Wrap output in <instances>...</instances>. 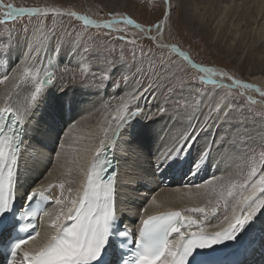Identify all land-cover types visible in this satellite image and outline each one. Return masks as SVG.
I'll list each match as a JSON object with an SVG mask.
<instances>
[{"label":"snow or ice","instance_id":"6c2138e0","mask_svg":"<svg viewBox=\"0 0 264 264\" xmlns=\"http://www.w3.org/2000/svg\"><path fill=\"white\" fill-rule=\"evenodd\" d=\"M165 4L162 18L146 27L122 12L110 11L109 19L95 20L57 7H16L0 0V25L9 21L15 25L19 17L23 31V43L21 30L15 26L7 29V36H0V56L23 57L11 77L0 76V84L11 79L14 87L24 83L33 88L20 110L14 111L9 103L11 92L0 104V246L5 250L0 255L4 264H264V125L259 129L255 125L256 112L264 113V109L253 107L264 101L245 96L246 90H255L264 97V90L224 68L196 63L188 51L176 45L170 46L171 51L198 74L188 75L180 63L166 56L164 26L171 21L175 6L171 0ZM25 15H67L82 21L83 28L75 31L74 39L72 32H65L60 37L63 42L54 43L55 29H38L30 37L22 22ZM116 24L138 29L143 34L140 38L152 41V47L145 51L137 39L119 35L125 28H114ZM89 27L108 31L91 35ZM65 36L69 38L65 40ZM101 37L132 45L131 63L122 51L119 57L105 60V67L98 75L92 74L91 80L89 65L58 88L55 70L65 62L64 57L68 60L63 73L74 62L78 66L85 59L98 58V51L84 45ZM74 86L108 97L98 107L92 103L91 111L88 107L83 110L99 115L98 131L75 137L72 133L77 124L72 120L57 141H63L58 143L57 157L65 154L69 140L87 141L74 161L84 176L83 183L74 195L71 188L65 195L63 181H48L31 186L18 198L24 153L35 133L51 132L48 121L54 120L58 110L54 105L50 112L44 111L49 90L63 92ZM109 89L118 95H110ZM137 120L165 122L162 146L153 157V175L178 165L192 149L195 156L187 175L195 176L208 165L216 172L202 183L182 185L186 189L182 198L196 206L141 215L133 240L132 230L123 226L119 189L122 177L127 176L125 146L136 140L133 122ZM67 171L71 173V169ZM53 188L61 190L54 200L49 195ZM49 203L58 212L49 222L51 231L42 237L36 221ZM150 203L161 206L155 196ZM221 209L225 214L219 223L208 225L206 221ZM209 227L218 230L209 231ZM17 233L20 235L14 236ZM216 245L228 248V254L212 257L197 251L215 252ZM257 255L259 262L254 260Z\"/></svg>","mask_w":264,"mask_h":264},{"label":"bare ground","instance_id":"6f19581e","mask_svg":"<svg viewBox=\"0 0 264 264\" xmlns=\"http://www.w3.org/2000/svg\"><path fill=\"white\" fill-rule=\"evenodd\" d=\"M220 2H222V4H220L221 8L219 12L210 17L209 27L212 30V39L219 41L225 40V27H227L225 23L234 14L239 12L246 23L242 26L243 28H239L241 24H235L236 27L233 30V40L231 42V44L235 43V46L231 54H234L237 50L239 52L238 58L243 56L244 59H255V64L258 66L254 67L251 71L249 79L251 83L264 87V50L262 49L264 48V0H220ZM165 7V0H163L162 10H164ZM4 11H6V9H4ZM223 27L224 30L218 33ZM90 28L92 27H89L87 32L91 30ZM132 28L139 31L134 27ZM163 43L165 44V42ZM165 47L169 48V46L166 45ZM171 53L177 55L172 51ZM13 58H15V56H12V59L8 62L9 66H7L9 67L8 70L10 69L7 75L10 77L13 69L16 68L18 64L23 63V57L15 61H13ZM180 59L182 60V58ZM67 60L68 57L65 56V62L63 63V61H61L60 68L55 70L59 78L57 83L58 88L63 87L64 83L68 80V78L66 80L64 73L61 71L66 66ZM0 61L3 62L2 60ZM44 62L46 63V60ZM82 62L78 66L74 62V64L69 67L70 77L73 76L74 73L77 76L80 74L83 70L82 66H85ZM182 62L185 63L183 60ZM37 63H40V61H37ZM32 90L33 88L30 84L21 83L19 86L14 87L10 79L5 84H0V104H3L4 96L8 92H11L12 97L9 103L12 105L14 111L20 110L26 106ZM72 93L68 94L65 92L62 94V92L56 89L49 90L44 111L45 113L50 112L54 105L58 106V110L55 112L54 120L48 121L51 126V132L47 134L43 132L35 133L30 140L27 152L24 153V157L21 161L20 187L17 193L18 198L26 194L31 186H37L38 184L47 183L48 181L55 184H59L63 181L65 184L63 190L65 195L68 194V188L73 190L74 195L76 190L81 187L84 176L75 168L74 161L79 148L87 141L73 142L69 140L65 146V154L60 157H57L56 152L60 150L58 143L63 141L58 143L57 141L63 129H67V124L72 120H75L77 124L76 130L72 133L75 137L87 136L90 132L98 131L96 125L99 120V115L95 113L89 115L88 112H83V110L88 107L89 111H91L92 103H96L98 107L99 103H102V100L108 99V97L100 95V98H103L100 101V99L95 98L93 93L87 92V94L84 95L87 99L81 102L78 101L80 95L75 94L76 91L74 94ZM111 95L117 94L112 93ZM155 123L157 122L144 120L134 121L133 128L138 135L135 142L125 146L127 151V168L125 169L127 176L122 177V185L119 189L121 200L120 208L124 214L123 225L132 227L133 229H139L141 215L146 217L169 208L183 209L185 207L196 206V202L187 198H182V193L186 191L182 185L185 182L202 183L216 172L213 166L208 165L207 167L198 169L195 176L187 175L192 159L195 156V153L193 152L192 155V150H190L189 154L178 165H174L171 169L162 170L158 175H153V157L162 146V137L165 128V124L161 127L165 122L160 126H156ZM74 149H76V151H74ZM68 169H71L70 174L67 171ZM49 173H51V175H49ZM177 188H180V191H177ZM60 191L59 188H53L49 195L54 200L55 197L60 194ZM154 196L157 203L161 206L157 207L150 203ZM199 203H203V201ZM57 212V206L49 203L45 211L39 217L38 226L42 237L45 232L51 231L48 225ZM44 213H47V215ZM224 214L225 213L221 209L219 215L209 218L206 223L208 225H217ZM195 218L199 219L200 217L196 215ZM191 230L195 231V228ZM208 230L216 231L218 229L209 227ZM135 233H137V230H135ZM174 238L175 236L172 237V239ZM41 242L43 241L41 240ZM30 246L31 245H27L25 247ZM228 251L229 249L222 253L221 256H226ZM250 259L252 258L250 257ZM260 259L259 255L254 258L257 262H259Z\"/></svg>","mask_w":264,"mask_h":264},{"label":"rangeland","instance_id":"374dc122","mask_svg":"<svg viewBox=\"0 0 264 264\" xmlns=\"http://www.w3.org/2000/svg\"><path fill=\"white\" fill-rule=\"evenodd\" d=\"M174 7V11L171 13V21L164 26V38L163 42L175 44L181 50L188 51L192 59L197 63H202L206 66H213L217 68H224L229 72L235 74L237 78H240L248 83H251L249 79L251 71L254 67L258 66L255 64V59L249 58L244 59L243 56L239 57V52L236 50L234 54H231L234 44H231L233 40V30L236 27L235 24L239 23V28H243L245 21L241 14L236 13L231 18L227 20L225 25L226 34L225 40L219 41L212 39V30L209 27L210 17L213 14H216L220 10V0H171ZM5 3H11L16 7H57L61 10H71L79 14H86L95 20H106L109 19L108 13L111 12H122L132 19L145 25L146 27L151 24H155L158 20L162 18V3L163 0H4ZM236 17V18H235ZM239 17V18H238ZM238 18V19H237ZM0 19H3L0 15ZM231 20V21H230ZM239 20V21H238ZM17 23L15 25L12 21L7 22L6 24L0 25V36H7V29L16 27L18 30H21V43H23V31L19 23L20 18H17ZM229 21V22H228ZM23 24L28 26L29 36L37 31L39 28L42 29H55L57 33V39L54 43H62L60 39L61 35L65 32H72V38H75V31H79L83 28V23L79 20H76L74 17H69L67 15L53 17L49 15L46 17H29L25 15L22 18ZM169 24L171 25V31H169ZM39 27V28H38ZM125 28V32L119 33V35L127 34V38L137 39V43L144 46L145 51L152 47V41L147 39H141L143 35L140 31L133 29L132 27H125L118 24L116 28ZM88 31L89 34L95 35L97 32L105 33L108 30L104 28L96 29L90 28ZM224 30V27L218 33H221ZM134 34V35H133ZM155 34V33H153ZM113 36L117 33H112ZM69 37L65 36L64 39ZM84 47L91 48L94 51H98V58L91 59V61L85 59L82 63L85 66H89V80H91L92 74H99L100 70L105 67V60H111L114 57H119L123 51V56L125 59L131 63L132 60V45L125 43L124 41H108L107 38L101 37L95 41H89L84 45ZM264 50V48H262ZM251 50V48H250ZM111 51V55H106L107 52ZM159 51V50H158ZM163 52L166 56L171 57L173 60H176L185 68V72L188 75L198 74L197 70L192 69L191 66L186 65L182 62L180 57L171 53V49L165 47ZM246 52V51H245ZM137 57L140 53L137 51ZM13 58V61L17 60V56ZM22 58V57H21ZM20 58V59H21ZM12 59L11 57L5 58L0 56V76L7 74L9 66L8 62ZM84 66V67H85ZM4 67V68H3ZM82 66V68H84ZM7 68V69H5ZM5 69V70H4ZM4 70V72H3ZM80 71V70H79ZM3 72V73H2ZM69 73H64L67 80L66 83L71 82V77ZM68 75V77H67ZM71 75V74H70ZM258 85V84H256ZM261 90H264V87L258 85ZM212 87V86H208ZM81 89V90H80ZM76 91V93H75ZM79 91V92H78ZM79 94L80 99L78 101H83L87 99L84 95L87 92H90L88 89H85L80 86H74L69 89H65L62 94ZM71 92V93H70ZM85 92V93H84ZM110 95L115 93L113 89H109ZM118 95V94H117ZM95 98L103 99L100 96ZM245 96H251L254 100L264 101V97H261L255 90H246ZM83 97V98H82ZM103 101V100H102ZM241 101L247 103V101L242 97ZM84 102V101H83ZM262 104V103H261ZM253 105L256 109H264V104ZM82 107V106H81ZM251 119V118H250ZM155 125L160 126L164 121H155ZM163 123L161 127L164 125ZM255 125L259 129L264 125V113L257 111L255 114ZM195 153V149H192ZM188 170V169H187Z\"/></svg>","mask_w":264,"mask_h":264},{"label":"water","instance_id":"95a60500","mask_svg":"<svg viewBox=\"0 0 264 264\" xmlns=\"http://www.w3.org/2000/svg\"><path fill=\"white\" fill-rule=\"evenodd\" d=\"M81 15H86V14H81ZM165 45H166V46H169V48H171L170 46H171V45H175V44H166V43H165ZM176 46H177V45H176ZM177 47H178V46H177Z\"/></svg>","mask_w":264,"mask_h":264},{"label":"built area","instance_id":"2783aa9c","mask_svg":"<svg viewBox=\"0 0 264 264\" xmlns=\"http://www.w3.org/2000/svg\"><path fill=\"white\" fill-rule=\"evenodd\" d=\"M117 25H118V24L114 25L113 27L116 28ZM123 26H124V25H123ZM141 37H142V35H141ZM142 40H143V39H142Z\"/></svg>","mask_w":264,"mask_h":264}]
</instances>
